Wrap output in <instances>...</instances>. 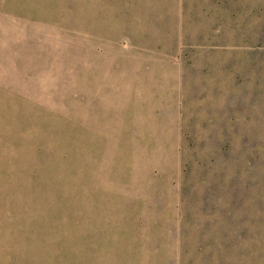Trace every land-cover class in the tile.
Returning a JSON list of instances; mask_svg holds the SVG:
<instances>
[{"label":"rangeland","instance_id":"rangeland-1","mask_svg":"<svg viewBox=\"0 0 264 264\" xmlns=\"http://www.w3.org/2000/svg\"><path fill=\"white\" fill-rule=\"evenodd\" d=\"M0 264H264V0H0Z\"/></svg>","mask_w":264,"mask_h":264}]
</instances>
